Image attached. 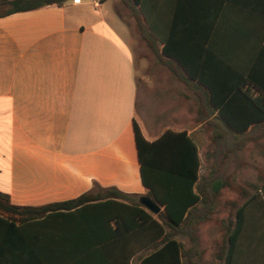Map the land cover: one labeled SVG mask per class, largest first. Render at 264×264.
<instances>
[{"label":"trees","instance_id":"16d2710c","mask_svg":"<svg viewBox=\"0 0 264 264\" xmlns=\"http://www.w3.org/2000/svg\"><path fill=\"white\" fill-rule=\"evenodd\" d=\"M119 1L141 42L192 95L197 124L212 132L210 168L201 175L199 145L188 131L167 130L150 142L135 125L142 182L147 196L162 207L159 214L144 208L141 196L99 185L43 207L15 206L0 192V230L21 233L41 264H209L201 226L228 204L231 213L220 221L223 233L214 258L222 264H264V187L252 193L241 189V204L222 202L224 190L233 188L231 164L242 168L247 143L264 139V65L257 63L258 48L250 61L241 43L227 54L217 49L218 16L194 15L185 0ZM69 2L0 0V17ZM237 26L229 35L241 40Z\"/></svg>","mask_w":264,"mask_h":264},{"label":"crops","instance_id":"0c3cea01","mask_svg":"<svg viewBox=\"0 0 264 264\" xmlns=\"http://www.w3.org/2000/svg\"><path fill=\"white\" fill-rule=\"evenodd\" d=\"M108 1L0 17V192L15 206L73 200L95 185L147 196L135 125L150 142L186 130L158 104L138 111L131 31L106 12ZM185 8L218 16L217 49L241 43L250 61L258 48L264 65V0H185ZM235 24L241 40L229 35ZM23 238L0 230L1 264H41Z\"/></svg>","mask_w":264,"mask_h":264},{"label":"rangeland","instance_id":"374dc122","mask_svg":"<svg viewBox=\"0 0 264 264\" xmlns=\"http://www.w3.org/2000/svg\"><path fill=\"white\" fill-rule=\"evenodd\" d=\"M86 1L90 0H84V2ZM114 2L117 3L116 8L124 23L119 22L118 12L113 6ZM106 12L117 19L119 26L125 27L126 23L131 31V38L128 39V42L133 50L138 73V111H141L143 106L150 107L153 104L152 107H154V104H158L160 112L169 113L173 128L177 127L173 121L178 120L179 124L183 125L181 128L186 129V131L193 130L191 134L196 139L200 149L201 175L206 174L213 162L210 155L214 151L212 132L206 130L205 126L202 127L197 124L192 95L183 84L174 79L170 71L161 65L156 55L141 42L134 19L129 16L119 0L108 1ZM110 22L108 20V23ZM241 156L243 158L242 168L234 170L233 164H231L230 174L233 188L224 190L222 202L231 201L241 204L244 201V197L241 196V189L252 193L255 188L264 187V139L257 144L247 143ZM228 213H231L228 204L227 206H220L219 212L215 214L213 220L201 226L202 246L205 250L204 259L209 264H222L214 258L213 253L215 245L222 238L223 231L220 221L225 220Z\"/></svg>","mask_w":264,"mask_h":264},{"label":"water","instance_id":"95a60500","mask_svg":"<svg viewBox=\"0 0 264 264\" xmlns=\"http://www.w3.org/2000/svg\"><path fill=\"white\" fill-rule=\"evenodd\" d=\"M140 203L144 208L155 215L159 214L163 210L162 207L159 206L155 200L149 196L142 197Z\"/></svg>","mask_w":264,"mask_h":264},{"label":"built area","instance_id":"2783aa9c","mask_svg":"<svg viewBox=\"0 0 264 264\" xmlns=\"http://www.w3.org/2000/svg\"><path fill=\"white\" fill-rule=\"evenodd\" d=\"M81 2V0H73L74 4H79Z\"/></svg>","mask_w":264,"mask_h":264}]
</instances>
